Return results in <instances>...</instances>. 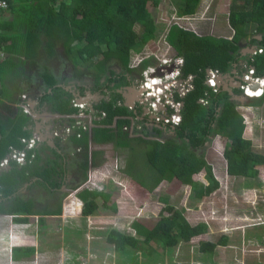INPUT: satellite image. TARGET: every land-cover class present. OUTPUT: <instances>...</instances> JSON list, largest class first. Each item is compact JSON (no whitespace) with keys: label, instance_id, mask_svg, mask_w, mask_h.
I'll list each match as a JSON object with an SVG mask.
<instances>
[{"label":"trees","instance_id":"obj_1","mask_svg":"<svg viewBox=\"0 0 264 264\" xmlns=\"http://www.w3.org/2000/svg\"><path fill=\"white\" fill-rule=\"evenodd\" d=\"M6 2L8 7L22 2L29 3L33 8H30L28 16L25 17V23L29 26L26 39L44 36L45 49L50 57H54L56 55L54 50L60 47L62 54L72 63L74 78H80L78 68L81 64L91 67L98 88L103 87L108 81H113L112 79L117 76L116 69L110 66L111 62L118 63V68L124 74L122 84L128 85L127 78L134 73L130 68L133 48L140 40L136 27L140 26L146 33L156 31L155 21L148 10L149 0H6ZM180 2V5L184 6V14L193 16L197 13L202 0H180ZM154 3L158 5L159 1L155 0ZM229 23L234 30L232 39L198 35L178 25H174L167 32L166 41L177 51L176 56L184 58L183 74L194 76V89L183 99L181 123L170 129L172 136H167L185 144L186 151L178 162H175L170 154L159 152L162 160L160 165L164 170L159 173L152 166H148L146 175L139 183L148 193H152L162 181L170 183L173 180L194 190L196 182L193 177L200 173H203V179L208 184L215 183L211 165L197 156L213 136H220L226 140L222 157L226 162L227 175L234 179H242L248 187L254 185L252 180L257 178L258 170L247 152V144L243 140L245 121L238 111L241 104L248 106L249 101L253 99L244 97L238 89L231 95L222 89L219 93H213L205 84V80L208 69L219 70L222 73L229 71L235 60L234 56L238 51L240 40L246 35L248 23H253L257 28L256 32L262 34L261 41L253 40V42L264 49V0H232ZM77 44L79 46L76 49H71L72 45ZM250 64L255 67L257 76H263L264 52L254 56ZM41 79L54 96L57 94V103L53 105L54 111L61 114L76 112L69 106L72 95L59 86L58 82L56 87V80L48 70ZM206 96L209 103L203 106L199 100ZM47 97L45 95L41 100ZM98 108L107 114L98 123L105 126L112 125L115 117L132 114L126 108L114 107L113 103H103ZM25 122L26 117L17 111L9 121L11 132L6 134L5 128L0 123V160L5 156L9 146L17 149L22 146L18 139L26 135L22 130ZM145 128L147 130L148 127ZM148 132V135H154L156 138L165 137L163 136L165 132L157 128H152ZM74 139L75 144L83 148L85 159L81 164L82 179L78 181L79 184L71 188L73 190L87 179L89 166L88 133H83L80 139ZM30 155L29 152L28 157ZM37 155L20 169H17L15 163H11L12 169L0 175L2 194L0 200L7 197L11 200L5 202L7 206L0 202V214L12 216L15 224H25L28 216L38 214L33 200L22 201L13 194L30 176H39L40 179L48 182V179L58 172V178H63L61 171H64V168L62 169L59 163H57L58 171L54 161L48 160L44 165L38 166ZM26 172L28 175H25ZM64 181L61 179L55 184L58 186V192L63 185L65 186ZM49 187L55 188L54 184H49ZM75 197L81 204L80 215L89 217L99 207L97 200H101L104 204L109 200L110 194L85 188L78 191ZM61 212V206L58 205L55 212L46 211L41 215L58 216ZM130 229L136 237L161 249L173 248L179 242L189 243L208 230L205 223L191 225L183 215H178L175 219L171 217L158 219L151 228L133 221ZM133 235L110 229L105 241L114 251L122 254L131 246ZM225 242L226 237L216 243L201 241L198 251L212 256L215 247L225 245ZM34 251L33 247L28 246L12 247L10 260L21 261Z\"/></svg>","mask_w":264,"mask_h":264},{"label":"rangeland","instance_id":"obj_2","mask_svg":"<svg viewBox=\"0 0 264 264\" xmlns=\"http://www.w3.org/2000/svg\"><path fill=\"white\" fill-rule=\"evenodd\" d=\"M154 1L149 0L148 10L156 31L146 33L137 26L140 40L133 48V57L151 55L150 61L154 64L158 63L157 56L163 59L177 53L166 41L167 32L174 25L198 35L220 38V18L221 23L227 24L226 14L220 17V9L214 10L227 4L226 0H202L193 16L184 14L180 0H158V5ZM78 46L72 45L71 49ZM57 51V58L47 63L57 72V80L65 82L66 86L75 80L71 77L73 66L60 47ZM110 66L120 71L117 62H111ZM93 71L88 65L81 64L78 68L81 83L91 79ZM239 110L245 121L243 140L258 170L257 178L252 180L253 186L248 187L242 179L227 175L222 157L226 140L213 136L197 156L211 165L215 183L208 184L200 173L194 176V190L173 180L172 184H164L159 190L148 193L139 184L146 175V167L155 165V159L160 160L159 152L172 151L176 157L185 145L167 137L172 136L169 129L162 131L167 138L136 134L139 137L125 139L124 135L120 137L121 131L114 133L115 130L103 127L94 137V151H98L100 165L96 168L89 161L85 188L109 193V200L102 204L98 199V209L91 216L82 217L81 205L75 197L81 188L71 189L79 184L82 173L79 175L72 167L71 176L77 175L72 176L71 183L77 181V184L62 188L55 201H45L49 202L50 208L60 204L62 214L56 218L46 217L42 223V219L28 217L23 245L34 247L35 251L18 263L8 264H264V108L259 105ZM109 131L112 136L107 140ZM162 141L175 144L174 149L170 146L165 150ZM94 169L100 171L89 179ZM178 215H183L191 225L205 223L207 233L189 243L179 242L173 248L161 249L136 237L130 229L133 221L151 228L158 219H175ZM110 229L133 235L132 244L124 253H117L106 243ZM223 237H226L225 245H217L212 256L198 251L199 242L216 243ZM3 255L1 252L0 264H7Z\"/></svg>","mask_w":264,"mask_h":264},{"label":"crops","instance_id":"obj_3","mask_svg":"<svg viewBox=\"0 0 264 264\" xmlns=\"http://www.w3.org/2000/svg\"><path fill=\"white\" fill-rule=\"evenodd\" d=\"M226 1H228L227 4L224 3V6L220 5L219 7H217V9L214 10L217 12V10L220 9L219 12L220 17L221 14H226V18L225 17L224 18L227 20V24L221 23L222 19L220 18V33L222 34L220 35V38L232 39L234 35V30L232 29L229 23V14H230L232 0H226ZM25 3L22 2V4L11 5L10 7H7V9L5 10H0V49L5 54V59L0 62V123L5 128L7 134L11 132L9 131L10 128L9 121L16 115L17 111L22 113L26 117V122L25 124L22 125V130L26 133V135L23 137H19L18 141H20L21 138H26V139L31 138L32 134L29 132V130L31 129L42 128L45 131H52L57 125V119H54L52 117L57 112L54 111L53 109L54 108L53 105L57 103L56 100L57 94L56 96H54L53 92L45 86L43 80L41 79V76L45 73L46 70H48L49 73L56 80V87H57V82L58 85L63 84L57 80V72H55V70L47 63L52 61L54 58H57V54L54 57L48 56V53L46 52L45 49L46 40L44 36L40 35V37L38 38L32 37L31 39L29 38L26 39V35L29 30L27 27L29 26L25 23L26 22L25 17L28 16L27 14H29L30 8L33 7H31L29 3L26 4ZM221 3L222 1H220V4ZM230 29L232 30V32L229 31ZM256 29L257 28L253 23L247 24L246 35L244 38L240 40L238 51L234 56L235 60L231 64V67L228 72L234 73L236 69L238 70L244 69L247 60H249L253 55L254 48L259 47V45L253 42V40H257V41L262 40V34L257 33ZM54 51H56L57 53V47L56 50ZM116 79H118V77ZM120 86H125L124 84H122V80L120 82ZM234 86H236V84H233L232 88L228 90H231L233 92L234 90L239 89L238 87H234ZM222 90L228 92V90H226V87L222 88ZM29 93L31 95L34 94V96L29 95ZM70 94L73 96L72 93ZM23 95H26L27 97L26 100L21 99V96ZM45 95L48 97L42 101L41 98H44ZM30 100H35L37 102L35 105L31 103V106L34 108L32 117L24 114L20 109V105L22 103L25 102L28 103L30 102ZM253 100H251L252 102L248 103V106L241 104V106L238 107V111L240 112L239 109L246 110L249 109L250 107H259V105L264 108V95L259 99H253ZM44 106H46V108ZM42 109H44L45 112H43ZM129 116L116 117V123H114L115 121L114 120L113 124L110 126L97 124L91 129V132L88 133L89 149H90V151H88V155L90 161H92L93 166L97 168V166L100 165V163L97 160L98 154H96L98 151H94L95 150L94 137L96 136V133L100 128L104 127V128H109V130L111 129L115 130L114 133L121 131L119 133L120 137L121 135H124L125 139H134L136 137H139V135L136 134H143L149 136L148 131L142 133H136V132L131 133V132L123 131L122 125L128 123V120L126 118H129ZM36 136L38 137V135ZM111 136L112 135H110V131H109V134L106 136L105 139L109 140ZM216 137H220V136H216ZM74 138L75 137H72L67 142L61 143V145L57 143V140L54 141L49 140V142H47V141H43L40 138L43 142L40 144L38 143L33 150L29 151L33 156L28 157L27 155L25 164H18L8 156L11 149H13L12 146H9L7 148L8 151L6 152L5 156L0 160V175H2L3 173H8L12 169L10 165L11 163H15L14 165L17 167V169H20L21 167L25 166L27 163L32 161V159L35 158V155L38 154L37 155L39 161L38 166L44 165L48 160H50L52 162L53 161L55 162L54 166H56L57 171H58L57 163H59L62 169L64 168V171H61L63 176V178L61 179L65 180L64 181L65 186L63 185L62 188L67 187V185H69L71 188L74 185V183L77 182L75 181L74 183H71L73 181L72 176L78 173L77 171H79V175L80 173H82L83 176V167L81 166V164L84 162L85 159L83 148L75 144ZM155 140H159V139H155ZM161 143H162L161 146H163L165 150L170 146L173 147L172 149H174L175 144L173 145L170 142H163V141ZM21 145L24 147L23 144ZM22 146L20 148H22ZM57 148H61L59 154H57L58 153ZM77 148H81V151L76 152ZM182 151L183 152L178 153L176 157L172 151H170V153L168 154L174 156L175 159L173 160L175 162H178L179 159L184 154V152L186 151V145L182 147ZM165 152L168 151L166 150ZM105 157L107 158L106 154ZM4 160H7V163L6 165L2 166L1 161ZM158 160L156 159L154 160L155 165L152 164L153 165L152 167L155 168L159 173H162V170H164V168L161 167L160 165L162 163V160L161 158L159 161ZM72 167L74 170H76V173L71 176L70 170H72ZM99 171H100L99 169L92 170L89 179H91V177H93L95 173ZM57 174L58 172L56 173V175L51 176L48 179V182L43 181L42 179L39 178V176H30V178H28V180L16 190L17 192L13 193L15 197H17L22 201L31 199L35 202V210L37 211L38 214L30 215L28 217H36L35 220L42 219L41 221L42 223L46 217L56 218L62 214L61 212V214L58 216L41 215V213H44L46 211L55 212L57 209V205H55V208H50L49 202H45V201H55V196H58L59 193L58 186L55 184L56 183L58 184V181H61V179L58 178ZM25 175H28V173L26 172ZM85 181L79 186V188H81L80 190L85 188V184L88 183L87 181L86 182ZM174 181L180 184L177 180ZM172 182L168 183L162 181L160 185L153 192L159 190L162 186H164V184H172ZM49 184H54L55 188L52 189V187H49ZM181 186L184 185L181 184ZM184 187H188V186H184ZM62 188L61 190H63ZM1 195L2 194H1V186H0V196ZM1 201L2 203H4V206H7L5 202L11 200L10 198L7 197V199L3 198L2 200H0V202ZM46 204L47 207L45 208ZM28 217H27V221H28ZM12 219H13L12 216L0 214V253L3 252L4 262H6L7 264L19 262V261L13 262L10 260V249L12 247L26 246L23 245V242L25 241L23 231L24 228L27 227L26 225L27 221L25 224H15L12 221ZM15 240H17L18 243H16Z\"/></svg>","mask_w":264,"mask_h":264},{"label":"built area","instance_id":"obj_4","mask_svg":"<svg viewBox=\"0 0 264 264\" xmlns=\"http://www.w3.org/2000/svg\"><path fill=\"white\" fill-rule=\"evenodd\" d=\"M7 7L6 0H0V10H5ZM263 52L262 47H257L251 58L247 60L245 68L236 69L234 73L208 69L205 84L213 93H219L225 87L231 89L233 84H239L238 90L244 97L249 99L263 97L264 75L257 76L255 67L250 65L253 57ZM155 58L158 60L157 64L150 61L151 55L133 57L132 52L130 68L134 70V73L127 78L128 85L120 86L121 81L117 79L111 81V85L104 93L89 91L86 97L80 94L73 95L69 106L76 112L54 114L52 117L57 119V125L52 131H45L42 128L29 130L32 134L31 138L20 139L24 147L11 149L8 156L18 164H25L29 151L33 150L38 143L57 140V143L61 145L72 137L80 139L83 133H90L91 129L107 116L105 111L98 108L103 103H113L114 107L126 108L132 113L129 118H126L128 123L122 125L125 132L142 133L152 128L165 131L178 126L182 121L183 99L194 89V76L183 74L184 58L176 56V53L163 59H159V56ZM4 59L5 54L0 49V62ZM145 63L147 64L144 66ZM21 99L26 100V95L21 96ZM199 102L203 106L209 103L207 96ZM31 103L35 105L37 102L30 100L20 105L21 111L30 117L33 116L34 109ZM114 120L116 123V117ZM145 126L148 127L147 130ZM60 149L57 148V154ZM80 151L81 148L76 149V152ZM6 163L7 160L1 161L2 166Z\"/></svg>","mask_w":264,"mask_h":264},{"label":"flooded vegetation","instance_id":"obj_5","mask_svg":"<svg viewBox=\"0 0 264 264\" xmlns=\"http://www.w3.org/2000/svg\"><path fill=\"white\" fill-rule=\"evenodd\" d=\"M117 73H118V76H116L115 79H112V80H116V78L118 77V80L121 81L124 74L122 73V71H117ZM71 77H72V74H71ZM74 79L75 80L70 81L68 85L66 86L64 85V83L59 86H62L65 89V91L69 93H72V94L74 93L75 95L80 94L82 97H86V94L89 91L92 93H104L105 91H107L108 86L111 85V81H108L103 87L98 88L93 77L91 79L85 80L84 83H81L83 81H81L80 78H74ZM44 107L46 108V106ZM42 111L45 112L44 109H42ZM55 114H60V113L56 112ZM89 161H90V158H89Z\"/></svg>","mask_w":264,"mask_h":264},{"label":"water","instance_id":"obj_6","mask_svg":"<svg viewBox=\"0 0 264 264\" xmlns=\"http://www.w3.org/2000/svg\"><path fill=\"white\" fill-rule=\"evenodd\" d=\"M255 49H256V47L254 48V50ZM169 71H171V70H169ZM238 86H239V84H236V86H234V87H238ZM228 89H230V88H228ZM228 89L226 88V90H228ZM228 92H229V95H231V93H233L231 90H228ZM73 95H75V94L73 93ZM91 95H92V93H91Z\"/></svg>","mask_w":264,"mask_h":264},{"label":"clouds","instance_id":"obj_7","mask_svg":"<svg viewBox=\"0 0 264 264\" xmlns=\"http://www.w3.org/2000/svg\"><path fill=\"white\" fill-rule=\"evenodd\" d=\"M61 114V113H60Z\"/></svg>","mask_w":264,"mask_h":264}]
</instances>
